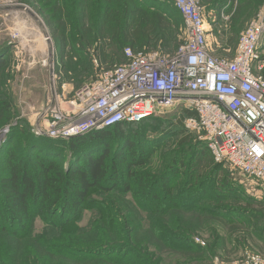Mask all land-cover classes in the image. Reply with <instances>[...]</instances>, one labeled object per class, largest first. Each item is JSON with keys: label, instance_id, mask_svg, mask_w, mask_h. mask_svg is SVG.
<instances>
[{"label": "trees", "instance_id": "obj_1", "mask_svg": "<svg viewBox=\"0 0 264 264\" xmlns=\"http://www.w3.org/2000/svg\"><path fill=\"white\" fill-rule=\"evenodd\" d=\"M19 1L39 9L57 44L70 43L82 52L94 46L106 70L113 67L107 66L111 58L117 65L127 61L126 48L145 53L157 50L160 44L165 48L169 34L183 27L182 16L168 0ZM238 2L226 45L237 46L244 17L264 7V0ZM227 3L213 0L220 18L233 8ZM106 47L115 53L107 57ZM3 54L0 73L5 65ZM187 117H195V113H168L154 139L141 132L132 134L155 120L150 116L68 140H52L35 137L27 124L22 126L10 91H0V137L9 127L0 140V264H158L159 254L149 248L158 250L159 246H173L182 251L181 256H204L208 249L194 240L199 237L201 218L211 212L222 218L225 213L219 211L228 208L213 206L208 211L201 206L205 192L196 194L192 186L198 188L216 176L213 190L217 197L222 196L221 186L228 184L221 182L227 180L229 168L214 166L206 144L201 147L193 141L183 125ZM14 121L18 123L13 126ZM174 137L179 138L166 144ZM60 145L66 146L64 156ZM158 153L160 160L155 157ZM183 174L186 180L178 183L183 190L173 192L174 179ZM125 195L148 214L147 226L142 225L141 231L132 228L123 215L120 205ZM263 199L247 200L245 208L233 212L235 226L248 227L262 240ZM175 210L185 215L170 217ZM85 211L96 212L98 219L79 227L77 222ZM36 219L54 234L34 232ZM247 250L253 251L243 249Z\"/></svg>", "mask_w": 264, "mask_h": 264}, {"label": "built area", "instance_id": "obj_2", "mask_svg": "<svg viewBox=\"0 0 264 264\" xmlns=\"http://www.w3.org/2000/svg\"><path fill=\"white\" fill-rule=\"evenodd\" d=\"M168 1L182 16L184 29L173 56L124 49L125 63L99 69L64 102L65 108L48 106L33 135L68 140L169 111H191L195 117L184 118V128L206 144L213 161L264 188V62L259 49L264 22L245 28L231 59L213 57L198 0ZM239 264H264V257H242Z\"/></svg>", "mask_w": 264, "mask_h": 264}, {"label": "rangeland", "instance_id": "obj_3", "mask_svg": "<svg viewBox=\"0 0 264 264\" xmlns=\"http://www.w3.org/2000/svg\"><path fill=\"white\" fill-rule=\"evenodd\" d=\"M238 1L228 0L227 6L232 4L233 8L228 13H224V19L228 16L224 20L220 18L219 11L213 6V0H198L199 6L203 9V18L215 22L212 37L214 39L213 45L218 44L223 48L222 51L213 49L211 52L213 57L231 59L235 55L236 49L234 51V48L236 45H226V41L230 33L232 15L235 7L239 4ZM247 15L248 18L244 17L242 26L238 29L236 44H238L240 34L246 27L257 20L264 22V7H261L251 16ZM183 33L184 29L182 27L178 29L177 33L169 34L166 41L167 46L163 48L160 44L157 50L153 52H158L167 58L173 56L178 46L183 42ZM106 48L107 57L115 53L112 48ZM259 49L264 62V33ZM83 51L74 48L70 43L64 46L57 44L55 35L53 36L42 14L36 7L24 4L19 0H0V53H4L2 61L5 63L0 73V91H10L17 118L22 122V126L27 124L32 134L36 124L42 120L40 115L44 113L48 106L56 109V111H58L60 105L65 108L64 102L72 100L74 93L93 80L99 69L105 70V67L99 62L98 51L94 46H90ZM114 60L116 59H109L110 62L107 66L117 65L118 62ZM262 75L264 77V68ZM174 112L179 115L178 110L156 115L153 122L147 123V125L150 124V128L144 125L138 128L140 131L136 129L132 131V134L141 132L148 139L156 138L159 130L163 128V118L168 113ZM17 123L14 121L12 125L14 126ZM8 132L9 127L3 130L0 140ZM187 133L195 143H199L201 147L204 146L205 143L199 140L196 134L188 131ZM178 138L174 137L166 144L178 140ZM165 145H163L164 147L161 146V149H164ZM172 148L173 146H171ZM59 149L62 156L67 153V151H64L66 146L60 145ZM155 157L160 160L161 153H158ZM209 158L211 159L210 156ZM211 161L216 166L212 159ZM182 170L185 171V168L182 167ZM227 173L225 177L227 180L221 182V184H228L225 185L228 187L221 186L220 191H224L222 196L217 197L213 190L216 176L198 188L192 186V190L196 194H200L202 191L205 192L202 200L204 203L201 206L208 211H211L208 207L213 206H226L228 208L219 211L225 213V216L222 215L223 219L216 217L213 212L201 218L202 224L200 231L197 233L199 237L197 236L194 240L202 248H207L208 252L203 254L204 256L191 253L187 256H181L182 251L174 249L173 246L168 249L159 246L158 250L150 247L149 250L158 253L162 259L159 260L158 264H239L242 257L244 259L251 255H264V240L255 236L254 232L250 233L248 227L244 228L237 223H235L237 226L233 224L235 219L234 210L245 208V205H247L245 201L247 200L253 202L263 199L264 188L259 183L235 171L228 169ZM221 174L224 175V173ZM185 180V174L180 175L178 179H174L175 182L171 185L173 192L174 190L182 191L181 184L179 187L178 183ZM190 182L194 185L196 180L193 179ZM93 196H96V194L93 193ZM97 198L99 197L97 196ZM120 208L132 228L139 227L141 231L144 229L143 226H147L148 214L145 210L139 209L128 195H125ZM171 212L169 216L173 218H179V215L185 213L180 210ZM97 219L98 214L96 212L85 211L82 219L77 224L79 227H87ZM171 220L173 223L175 222V220ZM261 226L264 228V222ZM33 228L34 232L43 236L54 234L48 231L49 229L38 219L35 220ZM245 248H250L253 251H243Z\"/></svg>", "mask_w": 264, "mask_h": 264}, {"label": "crops", "instance_id": "obj_4", "mask_svg": "<svg viewBox=\"0 0 264 264\" xmlns=\"http://www.w3.org/2000/svg\"><path fill=\"white\" fill-rule=\"evenodd\" d=\"M221 18H222V13H221ZM205 21H206V24H207V30L209 31V34H208L209 37L208 38L211 41L212 49H216V50L222 51L223 48H221L220 45H218V44H214L213 45L214 39L212 37H213V26L215 25L214 20H211V21L205 20Z\"/></svg>", "mask_w": 264, "mask_h": 264}]
</instances>
